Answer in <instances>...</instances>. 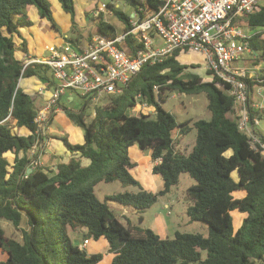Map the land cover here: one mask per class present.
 Returning <instances> with one entry per match:
<instances>
[{
	"label": "trees",
	"instance_id": "obj_1",
	"mask_svg": "<svg viewBox=\"0 0 264 264\" xmlns=\"http://www.w3.org/2000/svg\"><path fill=\"white\" fill-rule=\"evenodd\" d=\"M126 1L135 6L140 20L145 11L154 13L163 5L162 0ZM59 2L73 22V0ZM29 5H34L42 17L55 25L48 0H0V219L12 222L15 227L24 225L21 240L7 235L0 225V252L7 255L0 264H96L103 254L88 255L73 241L70 232L80 229H85V238L107 240L108 252L112 254L109 264L264 261V148L261 145L264 137L259 135L260 142L253 146L238 126L234 99L227 92V84L214 76L205 79L189 71L179 59V49L162 61L145 63L122 93L109 94L104 104L94 107V116L89 121L85 114L89 100L84 96L78 94L83 99L80 110L61 105L70 121L82 129L84 141L77 143L67 136L57 137L74 156L54 169L32 165L38 154L32 155L31 149L47 134H41L36 121L38 108L19 80L37 76L49 85H54V80L48 74V65H25L16 54L26 51L25 41L17 44L14 37L20 35L21 27L32 24L26 13ZM108 6L128 32L131 17L110 3ZM233 22L249 29L248 45L257 53L258 62L264 60V4L258 11ZM96 31L110 39L116 37L115 27L102 16L96 23ZM71 40L73 44L78 42ZM118 46L135 54L140 43L128 33ZM246 82L250 91L256 85L264 86V76L248 77ZM131 85L134 92L126 99L125 93ZM174 90L187 94L204 91L208 100L210 118L193 121L195 139L187 153L177 144L188 130V121L177 122L161 106L166 92ZM140 101L151 104L155 113L128 115L127 108ZM253 115L255 112L250 109V116ZM20 129L26 133H19ZM134 144L150 150L154 161L152 173L163 180L161 190L147 189L131 172L136 162L129 156V147ZM7 154L13 158L10 160ZM82 158L89 159V163L83 165ZM235 170L237 180L231 175ZM183 173L195 181L186 191V213L192 221L205 222L208 235L175 231L173 236L163 237L150 227L129 222L124 225L106 202L111 199L133 207L140 213L138 219L142 222L141 213L160 195L168 193ZM99 181H118L123 187L133 186L136 190L124 189L100 200L95 193ZM235 210L244 215L237 227L232 217Z\"/></svg>",
	"mask_w": 264,
	"mask_h": 264
},
{
	"label": "built area",
	"instance_id": "obj_2",
	"mask_svg": "<svg viewBox=\"0 0 264 264\" xmlns=\"http://www.w3.org/2000/svg\"><path fill=\"white\" fill-rule=\"evenodd\" d=\"M162 1L163 5L157 12L141 20H131L130 30L121 36L110 39L94 34L82 48L68 40L62 44L48 45L47 58H35L25 63L45 64L52 70L53 89L36 116L41 134L53 115L61 111L60 98L68 90L84 96L91 103L104 95L120 94L123 86L145 63L162 61L179 49L204 56L205 69L228 86L227 92L234 99L239 128L247 134L254 147L260 142L255 127L260 123L264 105L258 103L250 106L246 82L249 74L244 68L232 66L243 53L251 52L249 34L233 21L258 11L264 0ZM108 4L109 0H96L93 15L98 17L109 11ZM128 33L140 43L135 54L127 53L118 46ZM155 36L161 37L163 42L158 43ZM154 89L157 92V86ZM139 103L144 109L149 106L146 101ZM250 109L255 112L253 117L250 116ZM39 144L33 145L32 155L38 151ZM261 145L264 148V144ZM41 164L39 159L32 161L33 166ZM88 241L85 238L79 244L80 248L85 247Z\"/></svg>",
	"mask_w": 264,
	"mask_h": 264
},
{
	"label": "rangeland",
	"instance_id": "obj_3",
	"mask_svg": "<svg viewBox=\"0 0 264 264\" xmlns=\"http://www.w3.org/2000/svg\"><path fill=\"white\" fill-rule=\"evenodd\" d=\"M49 3H53L52 0H48ZM59 5L61 3L59 0H56ZM51 8V5H50ZM24 33L20 32V35H16L14 37L15 42L17 44H20L23 41H26ZM158 42L162 43V38L158 36ZM18 51V50H17ZM250 56L247 53H243L242 59L239 61H235L234 65H239L240 63L243 64L245 67H251L250 63ZM179 59L182 63L186 64L188 66V70L199 74L205 79H210V74H208L207 70L205 69V62L203 61V57L199 53H193V52H181L179 55ZM258 61H254L257 63ZM51 70V69H50ZM52 72V71H51ZM50 72V74H51ZM125 86H123L124 89ZM258 88L261 89V92L258 94ZM133 85L130 86V88L127 89V92L125 93L126 99H129L133 92H134ZM251 100L261 101L262 98H264V86L256 85L253 87V90L250 92ZM62 96L61 101L63 102L64 106L67 109L70 110H80L83 99L80 97L76 92L74 94V101L67 102V100ZM109 95H104L100 98L101 102H106ZM257 101V102H259ZM139 102H136L138 105ZM135 104V105H136ZM208 100L207 96L204 91H201L199 93L194 94H187V93H181L178 90L174 91H167L165 99L161 102L162 108H164L167 111H170L176 118V121L181 123L184 121H188V130L185 135L180 136V139L178 141L177 147L182 150L183 152L187 153L190 151L192 143L195 139V129L193 127V121L196 119H209L210 118V111L207 108ZM140 106V105H139ZM95 106H88L85 110L86 119L87 121L91 120L92 114L94 112ZM129 113H136L134 112V108L129 107L128 108ZM149 114L153 115V112H149ZM61 115H64V111H61ZM63 121L59 119V116H56L54 118V121L52 125L50 126V132L54 133L56 135H70V127L75 126L74 123ZM76 127H78L76 125ZM80 128V127H79ZM81 129V128H80ZM256 132L261 136L264 137V113L263 117L260 120V123L258 126L255 127ZM15 131L18 132L17 129L14 128ZM68 137V136H67ZM70 141H74L73 136L72 138L69 137ZM141 151V152H140ZM148 150H141L137 144H134L129 147V153L131 156L136 157L138 153L146 154ZM8 158L12 159V154H7ZM152 161V160H151ZM150 159L146 157H142L139 159V165L136 169V167L133 168V174L137 178H142L141 176L137 175V170L144 172L146 164H151ZM153 162V161H152ZM150 166L147 167L149 169ZM136 171V172H135ZM139 173V174H140ZM232 177L237 180V171H233L231 173ZM147 177V176H146ZM195 181L192 179L188 174H181L179 178V182L171 188V190L164 194L160 195L158 197V200L149 208L145 209L144 212L141 213L143 216L142 222H139V212L130 206H124L120 203H118L115 200L106 199V202L108 203L109 207L113 210L115 215L119 218V220L126 225L128 222L135 225H141L142 227H150L152 229H155L157 233H162L164 236H173L175 231H185V232H199L203 235H208V226L205 222L202 221H192L189 219L187 213H186V206L188 204V199L186 195L187 188L194 184ZM153 184L156 186V182ZM136 190L133 186H126L123 187L120 182L118 181H111V182H105V181H99L95 186V193L97 197L100 200H105V197L108 195H111L115 192L122 191V190ZM239 195V194H237ZM233 217V225L234 227H237L239 223H241L240 217L241 213L238 211L232 212ZM0 225L4 228L7 235H10L18 240H21V230L24 227V225H20L19 227H15L12 222L0 219ZM72 232V231H71ZM82 235L78 234L80 236L79 243L83 240V235H86L85 229L82 231ZM74 233V232H72ZM71 233V236H72ZM77 235V236H78ZM161 235V234H160ZM75 235L73 234V238ZM89 244L86 245L84 250L86 253L92 254V253H102L103 258L97 263V264H109L110 263V255L108 254L107 249V240L103 237H100L98 239H94L92 237H88ZM202 257L204 258L206 256V251L201 252ZM256 264H264V261H257Z\"/></svg>",
	"mask_w": 264,
	"mask_h": 264
},
{
	"label": "crops",
	"instance_id": "obj_4",
	"mask_svg": "<svg viewBox=\"0 0 264 264\" xmlns=\"http://www.w3.org/2000/svg\"><path fill=\"white\" fill-rule=\"evenodd\" d=\"M52 2L53 3H50V5H51V11H52V15L55 21V25H52V23L48 19L42 17L39 14L38 9L34 5H29L26 8V13L31 19L32 24L29 26H23L20 28V32L24 33V35L26 36L23 38H25V40L27 39L25 41L26 51L20 50L16 53L17 56H19L20 59L23 60L25 63L35 58H38L41 60L47 58L48 51L46 47L48 45L62 44L66 40L70 41L73 44L71 39H76L78 40V42H76L74 46L83 47L92 38L94 34H98L96 31V23L98 21L99 16H102V18L106 22L112 24L115 27L116 37L121 36L125 33V26L123 22L117 18V16L113 13L111 9L99 15L98 17L93 15V10L96 6V0H73L74 7H75V16L73 18V22H72V17L70 13L66 12L62 8V5H59L56 0H52ZM109 3L112 4L113 7L118 8L122 10L124 13L128 14L131 17L130 21L131 20L135 21L139 19V15L135 9V6L127 2L126 0H109ZM262 4H264V1L262 2ZM141 8L142 7L139 5V9ZM149 14H151L150 11L148 10L145 11L143 19ZM240 26L242 27L244 31L247 32V34H250L248 28L242 25ZM155 39L158 42L157 36H155ZM181 52H184V51H180V53ZM246 53L250 56L249 59H250L251 67H245L241 63L239 65H234L235 61L232 63V66L246 69L250 78H254V77L257 78L259 76H264V60H260V62H258L257 64L255 63L256 65H254V61L257 58H259L257 53H254L252 49H251V52L249 53L246 52ZM202 57L204 61V56ZM241 59L242 57L239 60ZM239 60H236V61H239ZM31 63H34V62H30L29 64ZM51 71L52 70H49L48 74H50ZM51 75H52V72H51ZM210 77H211V74H210ZM19 85L31 95V97L34 99V103L36 107L38 108V110L43 107L47 96L50 94L54 86V85H49V83L43 81L37 76L25 77V78L20 79ZM42 89L44 90L43 92H42ZM260 90L261 89L258 88V91ZM251 91L252 90L249 91L250 106H252L253 104H258V103L259 104L261 103L264 105V101H262L263 98L261 101L251 100V95H250ZM260 92H258V94ZM74 94L75 92H72L71 90H68L66 92L64 97L67 100V102L72 103L74 101L75 99ZM100 98L94 103H91L89 101L88 106H96V105L104 104V102H101ZM61 99L62 97L60 98V103L62 106H64ZM139 105L140 103H138V105L136 104V105L130 106L134 108V112L136 113H133V114L129 113L128 108H127L126 113L128 115H139L141 113L149 114V112H153V110H155V108L151 104L146 109L142 108L141 105L140 106ZM61 111H63V108L61 109ZM61 111L56 112L51 118V120H49L50 123L46 127H44L43 134L44 135L47 134V136L46 137L44 136L42 142L40 143L38 147V151H37L38 159L41 161L42 165L49 167V168H53V169L56 168L57 164L61 162H67L72 156H74V153H71L69 150H67L66 147L63 145L62 141L57 139V137H62L64 135H56L50 132V126L52 125L54 118L56 116H59L60 120L71 122L70 119L66 116L65 112H64L65 116L61 115ZM234 115L237 117V112L235 110H234ZM93 116H94V112L92 114V117ZM262 117H263V114H262ZM68 122H66L67 125H68ZM69 127L71 128L70 129L71 133H69L70 135H67L68 138L69 137L72 138L73 136V139H74L73 142L82 143L84 141L82 129H80L79 127H76V125L73 127L71 126ZM23 132L24 131H22L21 129L19 130V133H23ZM147 152L148 153L146 154V156L144 154L138 153L136 157L134 156L132 157L131 156L132 153L131 152H130L131 154L129 153L130 158L136 162V169L139 165L140 158L146 157L150 159V161L152 160L150 156V150H148ZM152 161L150 162L151 164L149 165L148 163L146 164L144 170H142L144 172L140 173L139 171L141 170H137L138 172L137 175L141 176L142 178H137L134 174L133 175L138 180H140V182L144 185V187H146L147 189L151 191L157 192L163 188V180L160 177V175L152 173V166L154 164V161L153 162ZM88 163H89V159L82 158L83 165H87ZM148 166H150L149 169H147ZM131 172L133 173V169L131 170ZM153 181L154 183L156 182V186L153 184ZM243 216L244 215L241 214L240 220H242ZM239 225L240 223L237 226ZM82 231L83 230L80 229V231L78 230L73 231L74 233L70 232V234L72 233V238H73V234L75 235L74 236L75 238H73V241L76 244H78V246L80 244L79 243L80 241H78L80 238L79 235L80 234L82 235L83 233ZM155 232L157 231L155 230ZM158 234L159 235L161 234L160 236L164 237L162 233H158ZM84 238L85 236L83 235V239ZM88 244H89V241H88ZM107 249H108V244H107ZM108 254L110 255L109 252ZM6 256L7 255L4 252H0V262L4 261L6 259ZM110 257L112 258V254L110 255Z\"/></svg>",
	"mask_w": 264,
	"mask_h": 264
},
{
	"label": "water",
	"instance_id": "obj_5",
	"mask_svg": "<svg viewBox=\"0 0 264 264\" xmlns=\"http://www.w3.org/2000/svg\"><path fill=\"white\" fill-rule=\"evenodd\" d=\"M31 169H28V171H30Z\"/></svg>",
	"mask_w": 264,
	"mask_h": 264
}]
</instances>
